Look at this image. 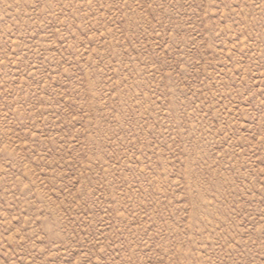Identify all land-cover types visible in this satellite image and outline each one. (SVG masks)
<instances>
[{"label": "rangeland", "instance_id": "rangeland-1", "mask_svg": "<svg viewBox=\"0 0 264 264\" xmlns=\"http://www.w3.org/2000/svg\"><path fill=\"white\" fill-rule=\"evenodd\" d=\"M0 264H264V0H0Z\"/></svg>", "mask_w": 264, "mask_h": 264}]
</instances>
